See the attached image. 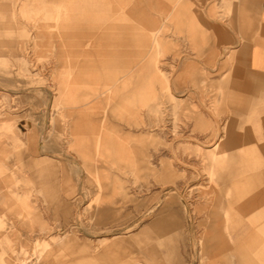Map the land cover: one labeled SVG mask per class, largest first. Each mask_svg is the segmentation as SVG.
<instances>
[{
    "label": "rangeland",
    "instance_id": "obj_1",
    "mask_svg": "<svg viewBox=\"0 0 264 264\" xmlns=\"http://www.w3.org/2000/svg\"><path fill=\"white\" fill-rule=\"evenodd\" d=\"M247 22L244 0H0V264H264V211L251 238L235 213L264 172Z\"/></svg>",
    "mask_w": 264,
    "mask_h": 264
},
{
    "label": "crops",
    "instance_id": "obj_2",
    "mask_svg": "<svg viewBox=\"0 0 264 264\" xmlns=\"http://www.w3.org/2000/svg\"><path fill=\"white\" fill-rule=\"evenodd\" d=\"M244 2L246 3L248 19V37L247 42L241 51V61L244 62L246 66V73L242 79L241 90L244 100L248 106L246 109L243 107L241 113H249V109H252V113L259 116L261 129L264 130V0H244ZM77 10L78 9L73 7L69 8L66 6H59L57 7V12L54 16L71 22V19L75 18V15L72 14ZM70 12H72V14H70ZM48 16L53 17V15ZM75 28L79 33L78 35H85L83 32L80 33L82 30V26L80 24H76ZM230 143L231 141L227 144L229 145ZM260 146H264V144H260ZM219 149L220 143H217L213 149V152L211 153V158H218L220 156V154L217 152ZM258 188L259 190H257ZM235 211L236 217L240 224H250V217L254 214L256 222V219L259 217V215H261V212L264 211V172L255 175V196H251L243 203L238 204L235 207ZM216 218L221 222V224H219L220 227L226 225L233 228L231 216L229 213H227V211L222 216V219H219V216H216ZM223 221H227V223H222ZM213 225L215 224H211L209 226ZM246 228H250L249 236L251 238L254 233V229L251 226H247ZM240 236H242V234H240ZM263 243L264 220L257 225L255 224V244ZM234 248L235 247L232 243H228L225 246L220 245L221 250L230 251L231 253L237 252V249ZM253 252L254 250L252 249V255ZM261 253L262 255L260 257L264 258V251L261 250ZM255 264L257 263L255 262Z\"/></svg>",
    "mask_w": 264,
    "mask_h": 264
},
{
    "label": "bare ground",
    "instance_id": "obj_3",
    "mask_svg": "<svg viewBox=\"0 0 264 264\" xmlns=\"http://www.w3.org/2000/svg\"><path fill=\"white\" fill-rule=\"evenodd\" d=\"M153 43H154V42H153ZM212 159H213V160H216L217 157H213ZM210 227H211V226H210ZM211 228H212V227H211ZM239 236H240V234L235 236V238H237V241H236L237 243H236V245H238V242H239ZM209 242H211V241H209Z\"/></svg>",
    "mask_w": 264,
    "mask_h": 264
}]
</instances>
